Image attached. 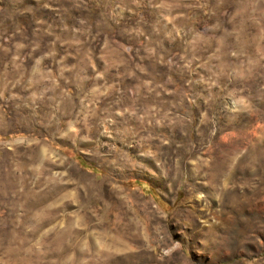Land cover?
Instances as JSON below:
<instances>
[{
  "label": "rangeland",
  "instance_id": "374dc122",
  "mask_svg": "<svg viewBox=\"0 0 264 264\" xmlns=\"http://www.w3.org/2000/svg\"><path fill=\"white\" fill-rule=\"evenodd\" d=\"M0 264H264V0H0Z\"/></svg>",
  "mask_w": 264,
  "mask_h": 264
}]
</instances>
